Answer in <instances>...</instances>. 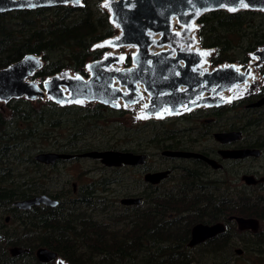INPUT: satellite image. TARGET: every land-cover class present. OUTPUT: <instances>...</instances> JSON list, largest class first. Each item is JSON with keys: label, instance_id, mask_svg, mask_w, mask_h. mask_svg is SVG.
Segmentation results:
<instances>
[{"label": "trees", "instance_id": "1", "mask_svg": "<svg viewBox=\"0 0 264 264\" xmlns=\"http://www.w3.org/2000/svg\"><path fill=\"white\" fill-rule=\"evenodd\" d=\"M198 22L202 46L214 49L210 57L213 66H246L253 52L264 47V11L217 9L203 13ZM117 34L104 0L1 12L0 69L27 54H36L42 56L43 66L35 78L45 80L68 70L86 75L85 66L103 56L104 48L96 45ZM261 96L264 84L256 93L233 102L232 112ZM198 111L210 113L208 108ZM258 111V116L249 115L246 122L250 132L264 128V108ZM124 112L99 102L93 106L58 105L25 97L10 100L5 111L0 109V221L5 228L3 217L9 215L15 223L14 228L2 232L0 264H53L35 256L39 247L56 250L70 264H203L200 255L192 256L203 245L189 246L192 227L202 221L226 220L231 214L260 218L263 229L241 232L234 225L204 242V249H208L204 255L210 264H264V193L260 190L249 188L243 194H233L229 187L223 190L220 186L206 199L200 186L193 191L177 180L155 185L144 177L122 188L127 178L145 173L149 165L131 169L129 165L111 168L102 164L101 170H113L114 174L103 172L102 178L83 183L74 191L59 166L81 157L52 164L35 159L45 151L79 154L94 149L149 155L150 147L163 151L176 145L172 139L177 130L168 127L166 119L146 121L132 132L134 142L126 140L129 131L118 129L121 124L117 126L112 120ZM128 141L133 143L126 145ZM184 177L190 178L188 174ZM111 184H119L120 189L111 188ZM40 193L58 199L59 204L34 205L26 210L13 204ZM139 195L143 199L140 204L119 201L123 196ZM207 202L211 212L209 208L204 214ZM249 232L253 238L245 237ZM13 246L29 251L14 256L10 252ZM238 247L249 256L236 258L240 256Z\"/></svg>", "mask_w": 264, "mask_h": 264}, {"label": "water", "instance_id": "2", "mask_svg": "<svg viewBox=\"0 0 264 264\" xmlns=\"http://www.w3.org/2000/svg\"><path fill=\"white\" fill-rule=\"evenodd\" d=\"M81 1L0 0V13L58 5H78ZM104 2H108L111 8V11L108 10L111 22L114 26L118 25L121 30L117 40L118 44L137 45L139 48L129 66L118 70H106L102 67L103 60L98 59L90 62L91 72L88 76L70 75L65 78L56 74L43 80L40 85L36 82L35 74L43 66V58L40 55L27 54L19 61L0 69V100L5 103L22 97L37 100L48 94L57 103L81 99L114 107L121 99L128 102L131 95L135 94L142 84L151 95L150 113H156L166 106L170 108L171 113H176L183 105L190 109L218 104L222 101L220 96L216 98L208 96L196 98V96L204 94L212 88L216 93H220L232 88L236 83L248 80L249 71L244 72L243 69L235 67V63H225L205 72L193 68L200 61L199 55L180 50L175 55H170L167 50L153 53L150 49L152 39L149 34L150 32L165 33L168 31L171 26L170 19L174 14L181 19L189 11L205 10L208 12L217 9H227L232 12L241 9L264 11V0H104ZM253 55L258 57V63H264V47L253 52ZM181 61H183V65ZM122 87H126L129 92H124ZM248 106L253 108L264 106V96ZM241 134L240 131L220 132L216 133L215 137L221 142H230L240 137ZM161 154L174 158L201 159L215 168L220 166L218 161L198 152L165 149ZM221 154L224 157L245 158L259 155L260 150L256 148L233 149L224 150ZM74 156L100 160L108 167L137 166L145 165L148 162L146 153L116 149H94L79 154L45 151L38 153L35 159L52 164L59 159H69ZM169 174V170L149 171L144 174V180L158 184ZM243 180L247 184H257L263 182L264 177L258 179L254 175L246 174L243 176ZM142 200L141 196H130L122 198L121 203L140 204ZM13 204L26 210L40 204L57 206L59 200L46 193H40L26 199L16 200ZM229 220L241 232L257 233L262 229L263 224L259 218L242 215H232ZM226 230L227 225L224 222L198 223L192 228L189 246L196 247ZM2 238L3 235L0 233V239ZM28 251L29 249L21 246L10 248V252L14 256ZM243 252L242 248L237 249V253L240 255ZM35 256L46 263L70 264L56 250L48 247L37 248Z\"/></svg>", "mask_w": 264, "mask_h": 264}, {"label": "rangeland", "instance_id": "3", "mask_svg": "<svg viewBox=\"0 0 264 264\" xmlns=\"http://www.w3.org/2000/svg\"><path fill=\"white\" fill-rule=\"evenodd\" d=\"M83 0L81 1V3ZM109 5V3L107 2ZM105 5V2H104ZM245 6V5H244ZM108 10L109 6L106 7ZM205 10L202 11H194V12H186L187 15L183 16L181 19L178 18V23L170 26L169 30L159 33V39H152V45L151 48L154 49H161V50H167L170 55H175L177 51H184L188 53H193L200 56V61L196 66L193 68L199 69L200 71H210L213 69V65L211 64L210 57L214 50L210 49L207 51L206 48H204L200 42L199 39V28L200 24L198 22V18L205 13ZM119 27V26H118ZM121 30L118 28V34L114 37H111L109 39H106L96 45V47H102L104 48L103 56L100 60H103V65L106 70H118L126 67L127 65L131 64V61L133 59V56L136 54L138 50L134 47V45H119L117 40L120 37ZM167 35V38L165 41L163 40V36ZM150 48V49H151ZM152 51V49H151ZM202 53H208V55H202ZM131 59L130 62H128ZM235 67L239 69H243L244 72L249 71V82L245 83V85L232 89L229 91V97L225 98L228 103L234 102L237 99L243 98L256 93L260 87L264 84V75L262 74V69L264 68V64L258 63V57L252 55V59L250 60L249 64L246 66L240 65L238 63H235ZM86 75L78 72H74L72 70L64 71L62 73H59L61 77H69L70 75H82V76H88L91 72V65L88 63L85 66ZM36 82L38 84H42L43 80L36 78ZM143 86V89H140L133 95H131V98L128 102L121 99L117 102V107L120 109H124V115L122 116H115L112 118L113 121L116 120V125L118 126L119 123L121 124V127L118 126V129H127L129 131L128 134L125 133L126 140H132L134 142V139H136V135L132 134V132H135L136 127L141 126V124L145 123L146 121H149L151 119H166L167 116L170 114H176L180 113L181 111H187V107L185 109H180L176 113H171V110L168 106L162 109L156 113H150L149 109L151 108V95L149 92L146 91V88ZM126 89V87H125ZM228 90V89H227ZM242 90V91H240ZM209 91L215 92V90H208L206 91V94ZM221 93V92H220ZM219 93V94H220ZM223 97V96H222ZM235 99V100H234ZM40 102H45L47 100L53 101V98L50 95H46L45 97L38 98ZM33 100V101H37ZM79 101V102H78ZM55 102V101H54ZM58 105H67V104H87V105H95L97 102H88L87 100H70L69 102H63V103H57ZM5 105L6 103L0 100V109L5 111ZM201 108H209L208 105L206 106H200L198 109ZM195 110L194 113L198 114ZM258 109H254L253 112H251V115H259ZM256 112V113H255ZM237 112H234L235 114ZM173 120H166V124L168 127L178 128L180 126V122H178L175 126H172ZM238 123H244L245 120H237ZM176 123V122H174ZM252 132L256 133V135H260L261 133H264V128H254L251 130ZM143 136V135H140ZM132 142V143H133ZM132 144L130 141L126 142V145ZM207 143V142H206ZM162 149L157 147H150L149 148V160L148 165L149 167H161L166 164H170L171 160H167L163 155L161 154ZM173 163V162H172ZM256 164V161H252L249 163ZM95 166V168H93ZM62 175L65 177V180L70 181V185L77 187L83 183H86L88 181H91L93 179H99L104 176L103 172L107 174L108 176H111V174H114L113 170L105 171L101 170L102 163L100 160L96 159H90V158H79L78 160L72 159L67 160L65 163H61L60 166ZM98 167V168H97ZM125 175V174H124ZM135 174V176H132V179H126L124 183L122 184V188L125 186L127 187L129 184H132L135 182L133 181L134 178H143L144 173ZM234 177V176H232ZM116 187L117 189H120V185H113L111 184V188ZM229 186H222L223 190H226ZM234 193V192H233ZM235 194V193H234ZM15 223H8V228H14ZM263 229V225H262ZM246 238H253V235L249 232L247 235H245ZM240 239V237H238ZM205 246H202L199 250L192 252V256L197 258L196 256H201L203 264H210L208 261L209 257H206L204 254L208 249ZM239 248V247H238ZM240 249V248H239ZM245 255L249 256V254L245 253L240 256H235L236 258H239L241 256ZM209 256V254H208ZM194 258V259H195ZM239 264H243L241 261Z\"/></svg>", "mask_w": 264, "mask_h": 264}, {"label": "flooded vegetation", "instance_id": "4", "mask_svg": "<svg viewBox=\"0 0 264 264\" xmlns=\"http://www.w3.org/2000/svg\"><path fill=\"white\" fill-rule=\"evenodd\" d=\"M163 37H164L163 40L165 41L167 35H164ZM250 95L246 97L243 96V98L237 99L236 101H241L249 97ZM206 96L212 98H216L217 96H220V98H222V101L220 103L209 106L208 109L210 113H208L207 115H204L202 113L195 114L194 113L195 110L197 111V109L200 107L197 106L196 108H190V109L187 108L186 109L187 111H181L180 113L170 114L169 116H167L166 120H173V122L177 120V122H180V126L176 129L177 130L176 138L174 137L172 139V143L176 142V145L173 146V148H167V149L198 152L218 161L220 166L215 168L210 163L196 158H174V157L163 156L167 160H171L170 164H166L159 168L155 166L148 167L146 172L169 170L170 171L169 176L161 180L159 183L169 182L170 180L171 181L177 180L175 181L177 182V184L179 182H182L183 183L182 185H190V187L193 188V191L196 189V187L200 186L204 189L203 190L204 198L206 199H210L212 197V194L215 193V191L218 190L220 186H229V192L230 193L234 192L235 194L238 193L240 194V192H242L241 194H243V192L248 191L249 188H254L264 193V181L259 182L257 184H247L243 180V176L246 174L254 175L258 179L264 177V135L260 136V138H257L256 134L254 132H250V130L247 129L245 126L246 122L248 121L249 115H251V112H253L252 109L261 110L264 108V106L260 108L249 107L248 106L249 104L258 100L256 99L252 102L245 103L244 104L245 109L241 107L240 109L237 110V113L233 114L232 112L233 109L231 107L233 102L228 103L225 97H222L221 94L213 91H209L206 94ZM261 97H259V99ZM240 119L245 120V122L241 124L238 123L237 120ZM232 131H237V132L240 131L242 134L240 137L230 142H221L217 140L215 137L216 133L232 132ZM244 148L259 149L260 154L257 156H247L245 158L224 157L221 154V152L224 150L244 149ZM149 157L150 155H148V160ZM252 161H256V164H251L250 166H247ZM138 166H142V165L129 166V168L135 169ZM118 167L121 168L124 167V165ZM186 174L190 176L188 180H186L184 177V175ZM132 176H135V173ZM175 176H177V178L172 180V178H174ZM77 189L78 187L74 185V191H77ZM124 197L125 196L119 198L120 203H121V199ZM210 207H211V203L207 202L204 214H207V211ZM209 211L211 212V208L209 209ZM232 215L233 214L229 215L226 220H218V221L207 220L198 223L213 224L216 222H224L227 225V229L228 228L230 229L232 228V226L235 225L232 221L229 220V217ZM3 218H4L3 222H5L4 226L5 225L7 226L5 228H2L3 223L0 221V233L3 235L2 239H4V234L2 232L6 229L8 230V223H10V219H11L9 215ZM205 244L206 243H202L203 246Z\"/></svg>", "mask_w": 264, "mask_h": 264}, {"label": "bare ground", "instance_id": "5", "mask_svg": "<svg viewBox=\"0 0 264 264\" xmlns=\"http://www.w3.org/2000/svg\"><path fill=\"white\" fill-rule=\"evenodd\" d=\"M243 5H246V4H243ZM109 9H110V11H111V8H110V7H109ZM170 23H171V26H173V25H175V24L178 23L177 15L174 14V15L171 17V19H170ZM117 27H118V25H117ZM149 35H150L151 39H156V40L159 39V33L150 32ZM134 47L136 48V50L139 49L137 45H134ZM151 49H152V52H153V53L158 52V51H162L161 49H154V48H151ZM181 64L183 65V61H181ZM249 79H250V78H248V80H247L245 83H248V82H249ZM245 83H244V82H243V83H236L232 88L243 86V85H245ZM139 87H140V89H143L142 84H140ZM212 89H214V88H212ZM122 90H123L124 92H126V93L129 92V90H128L127 88L125 89V88L122 87ZM182 90H185V88H182ZM231 90H232V89L225 90V91L221 92L220 94H221V96L227 98V97H229V91H231ZM240 91H242V90H240ZM204 96H206V92H205L204 94H201V95L196 96V98L204 97ZM185 108H186V105H183V106L180 107V109H185ZM165 109H167V108H165ZM238 249H239V248H238ZM238 254H239V253H238Z\"/></svg>", "mask_w": 264, "mask_h": 264}, {"label": "snow or ice", "instance_id": "6", "mask_svg": "<svg viewBox=\"0 0 264 264\" xmlns=\"http://www.w3.org/2000/svg\"><path fill=\"white\" fill-rule=\"evenodd\" d=\"M105 7H108L109 5L107 3H105L104 5ZM246 6V5H245ZM232 10H235V9H232ZM202 55H208V53H202ZM79 78V77H78ZM79 102V101H78Z\"/></svg>", "mask_w": 264, "mask_h": 264}]
</instances>
